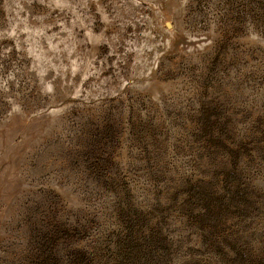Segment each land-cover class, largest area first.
I'll return each mask as SVG.
<instances>
[{
	"label": "rangeland",
	"instance_id": "rangeland-1",
	"mask_svg": "<svg viewBox=\"0 0 264 264\" xmlns=\"http://www.w3.org/2000/svg\"><path fill=\"white\" fill-rule=\"evenodd\" d=\"M0 264H264V0H0Z\"/></svg>",
	"mask_w": 264,
	"mask_h": 264
}]
</instances>
